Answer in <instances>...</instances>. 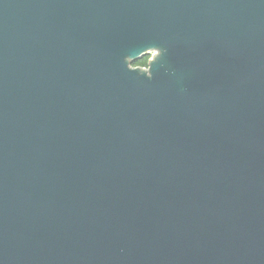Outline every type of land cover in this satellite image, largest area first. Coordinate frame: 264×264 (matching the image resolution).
Masks as SVG:
<instances>
[{
  "label": "water",
  "instance_id": "obj_1",
  "mask_svg": "<svg viewBox=\"0 0 264 264\" xmlns=\"http://www.w3.org/2000/svg\"><path fill=\"white\" fill-rule=\"evenodd\" d=\"M0 264H264V0H0Z\"/></svg>",
  "mask_w": 264,
  "mask_h": 264
},
{
  "label": "trees",
  "instance_id": "obj_2",
  "mask_svg": "<svg viewBox=\"0 0 264 264\" xmlns=\"http://www.w3.org/2000/svg\"><path fill=\"white\" fill-rule=\"evenodd\" d=\"M148 57L149 56H146V57L138 60L134 65L147 66L148 65Z\"/></svg>",
  "mask_w": 264,
  "mask_h": 264
},
{
  "label": "clouds",
  "instance_id": "obj_3",
  "mask_svg": "<svg viewBox=\"0 0 264 264\" xmlns=\"http://www.w3.org/2000/svg\"><path fill=\"white\" fill-rule=\"evenodd\" d=\"M164 51H166V49H163V48H162V49H161V53L163 54V53H164Z\"/></svg>",
  "mask_w": 264,
  "mask_h": 264
},
{
  "label": "flooded vegetation",
  "instance_id": "obj_4",
  "mask_svg": "<svg viewBox=\"0 0 264 264\" xmlns=\"http://www.w3.org/2000/svg\"><path fill=\"white\" fill-rule=\"evenodd\" d=\"M150 56L148 57V62H149Z\"/></svg>",
  "mask_w": 264,
  "mask_h": 264
},
{
  "label": "rangeland",
  "instance_id": "obj_5",
  "mask_svg": "<svg viewBox=\"0 0 264 264\" xmlns=\"http://www.w3.org/2000/svg\"><path fill=\"white\" fill-rule=\"evenodd\" d=\"M150 57H151V55H150ZM136 66H139V65H136Z\"/></svg>",
  "mask_w": 264,
  "mask_h": 264
}]
</instances>
